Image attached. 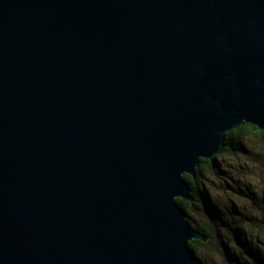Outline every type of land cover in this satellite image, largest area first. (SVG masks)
Here are the masks:
<instances>
[{"label":"water","instance_id":"95a60500","mask_svg":"<svg viewBox=\"0 0 264 264\" xmlns=\"http://www.w3.org/2000/svg\"><path fill=\"white\" fill-rule=\"evenodd\" d=\"M264 130V0H0V264H206L178 203Z\"/></svg>","mask_w":264,"mask_h":264},{"label":"trees","instance_id":"16d2710c","mask_svg":"<svg viewBox=\"0 0 264 264\" xmlns=\"http://www.w3.org/2000/svg\"><path fill=\"white\" fill-rule=\"evenodd\" d=\"M252 140L257 145L256 149L248 146L247 142ZM230 159L239 164L236 166L228 162ZM207 170L217 177L223 175L224 188L229 186L241 200L251 201L263 213L264 187L261 197L256 188L264 184V130L244 124L239 129L228 132L223 152L213 160L202 159L196 179L189 175L184 176L190 185L193 202L177 200L192 226L207 239L189 243L198 257L202 249L209 252L222 249L228 264H264V243L254 242L252 234L256 219L245 215L236 204L229 215H224L219 199L213 197L204 184ZM191 211L203 214L205 221L195 225ZM262 222L264 224V220ZM203 261L208 264L206 260Z\"/></svg>","mask_w":264,"mask_h":264},{"label":"rangeland","instance_id":"374dc122","mask_svg":"<svg viewBox=\"0 0 264 264\" xmlns=\"http://www.w3.org/2000/svg\"><path fill=\"white\" fill-rule=\"evenodd\" d=\"M248 146L251 147V149H256L257 145L255 141H248ZM228 162H231L232 164H239L235 161L228 160ZM232 173V171H230ZM204 184L205 186L210 190L213 197H216L220 201V205L222 208V212L224 215L230 214V211L233 209L234 204H236L240 211L243 212L247 216H251L252 218L256 219V225L254 229L252 230L253 239L254 242L261 241L264 243V224L262 220H264V212H260L256 208V206L251 203V201L248 200H241L239 198V195L232 191L229 186H225V182L223 180V175H220V177L215 176L210 171H205V178H204ZM263 187L264 184L258 185L256 190L257 194L261 197V193H263ZM259 196L257 195V198L259 199ZM192 215L195 218V225L196 224H202L205 221V217L203 214H197L193 211H191ZM222 249H218L215 252H209L205 249H202L200 251V257L202 260H206L208 264H228L224 254L221 251ZM245 264H252V263H245Z\"/></svg>","mask_w":264,"mask_h":264}]
</instances>
